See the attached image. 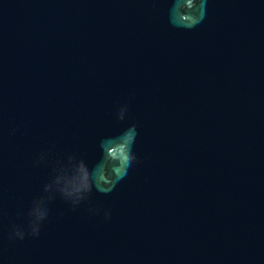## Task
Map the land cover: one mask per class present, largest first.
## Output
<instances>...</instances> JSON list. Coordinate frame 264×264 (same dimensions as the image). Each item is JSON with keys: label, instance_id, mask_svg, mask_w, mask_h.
Returning <instances> with one entry per match:
<instances>
[{"label": "water", "instance_id": "obj_1", "mask_svg": "<svg viewBox=\"0 0 264 264\" xmlns=\"http://www.w3.org/2000/svg\"><path fill=\"white\" fill-rule=\"evenodd\" d=\"M171 7L0 0V264H264V0H207L190 30ZM131 123L140 163L110 194L7 239L49 179L38 153L91 168Z\"/></svg>", "mask_w": 264, "mask_h": 264}, {"label": "clouds", "instance_id": "obj_2", "mask_svg": "<svg viewBox=\"0 0 264 264\" xmlns=\"http://www.w3.org/2000/svg\"><path fill=\"white\" fill-rule=\"evenodd\" d=\"M169 23L176 28L193 29L205 18L207 0H171ZM134 98V97H132ZM131 99V98H130ZM129 100L117 108L115 118L125 121L129 118ZM139 132L137 125L131 123L118 135L102 139L99 143L101 159L89 167L82 156L76 153L62 155L59 152L52 158V149L41 151L35 157L34 166H50L49 179L43 184L39 195L34 197L26 210H18L16 218L10 221L7 229L9 241H22L28 237L38 238L50 216V204L59 197L72 210L89 202L94 191L110 194L129 173L140 163L134 151ZM55 147L54 145L52 146ZM91 215H103L110 219V208L89 207ZM5 211L0 205V219Z\"/></svg>", "mask_w": 264, "mask_h": 264}]
</instances>
